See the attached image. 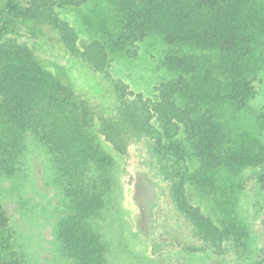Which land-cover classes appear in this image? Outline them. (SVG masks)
Segmentation results:
<instances>
[{
  "label": "trees",
  "instance_id": "trees-1",
  "mask_svg": "<svg viewBox=\"0 0 264 264\" xmlns=\"http://www.w3.org/2000/svg\"><path fill=\"white\" fill-rule=\"evenodd\" d=\"M23 1L24 17L54 31L95 71L107 72L114 56L131 57L147 38L167 46L161 66L169 80L147 100L128 99L115 83L120 113L102 123V135L119 155L125 152L127 125L150 137L157 164L171 181L173 206L193 236L244 258L249 233L242 221L228 214L215 222L192 200L224 196L246 170H261L257 181L264 188V115L256 116L254 130L249 124L236 131L229 121L255 99L264 73V0ZM17 2L0 0V264H26L8 203L20 211L34 204L37 182L49 209L61 210L52 222L61 263L107 264L93 224L115 184V158L97 141L86 100L48 72L28 47L3 39ZM86 5L97 23L78 46L77 32L60 11ZM188 162H195L193 169ZM262 226V246L249 264H264V215Z\"/></svg>",
  "mask_w": 264,
  "mask_h": 264
},
{
  "label": "rangeland",
  "instance_id": "rangeland-1",
  "mask_svg": "<svg viewBox=\"0 0 264 264\" xmlns=\"http://www.w3.org/2000/svg\"><path fill=\"white\" fill-rule=\"evenodd\" d=\"M23 4L18 0L7 17L3 39L28 47L48 72L86 100L97 141L115 158V184L93 224L105 245L107 264H249L263 240L264 188L257 181L261 170L243 171L240 181L226 187L222 197L194 196L192 200L214 221L228 214L242 221L249 233L248 250L244 258L236 257L227 246L209 248L193 236L189 224L173 206L171 181L157 164L150 137L138 136L126 124L127 144L119 155L102 135V123L114 122L120 113L121 99L115 83L125 88L128 99L140 95L147 100L156 86L169 80L171 74L161 66L167 46L159 38H147L136 45L131 57L114 56L107 72L95 71L73 56L54 31L24 17L19 9ZM92 8L86 5L60 11L62 20L77 32L78 46L85 45L90 38L89 26L97 23ZM102 12L106 14L107 10ZM260 113L264 115V73L255 99L246 109L230 114L229 121L236 131L246 130L249 124L254 130ZM188 166L193 169L195 162H188ZM41 183L37 182L39 191ZM39 191L32 199L34 204L27 203L21 211L15 203H8L10 224L17 231L26 264H74L69 259L61 263L60 249L54 242L52 222L61 210H50Z\"/></svg>",
  "mask_w": 264,
  "mask_h": 264
}]
</instances>
